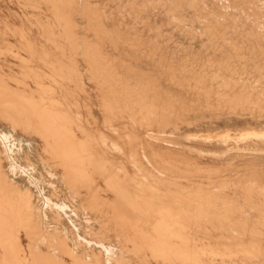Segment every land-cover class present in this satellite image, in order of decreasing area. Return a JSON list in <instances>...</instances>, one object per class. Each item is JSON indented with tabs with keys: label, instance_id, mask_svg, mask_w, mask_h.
Wrapping results in <instances>:
<instances>
[{
	"label": "bare ground",
	"instance_id": "bare-ground-1",
	"mask_svg": "<svg viewBox=\"0 0 264 264\" xmlns=\"http://www.w3.org/2000/svg\"><path fill=\"white\" fill-rule=\"evenodd\" d=\"M16 1L0 117L49 178L0 134V264H264V0Z\"/></svg>",
	"mask_w": 264,
	"mask_h": 264
},
{
	"label": "rangeland",
	"instance_id": "rangeland-1",
	"mask_svg": "<svg viewBox=\"0 0 264 264\" xmlns=\"http://www.w3.org/2000/svg\"><path fill=\"white\" fill-rule=\"evenodd\" d=\"M14 12V13H13ZM15 14V15H14ZM25 14V15H24ZM31 15V14H30ZM29 13L27 11V9L25 10L20 4L18 1L16 0H0V50L5 48L7 45L11 44L13 45L14 43L15 44H18L20 41H21V35L20 34H14L12 33V30L8 29V26L9 27H15V26H24L25 29L29 32L27 33L30 38L32 40H36V42L39 44L40 41L42 40L44 42V39H42L36 28L32 29V31H30V27H31V23L33 21V19H30L29 18ZM16 16V17H15ZM28 17V18H26ZM28 19V20H27ZM31 20V21H30ZM23 21V22H22ZM31 22V23H30ZM24 23V24H23ZM7 24V25H6ZM7 27V28H6ZM3 31V33H2ZM35 31L37 33H35ZM7 34V35H5ZM146 36L149 35V33H145ZM16 36V37H15ZM40 38V39H39ZM11 43H10V42ZM202 41V42H201ZM6 42V43H5ZM204 42H205V39L201 38L200 40H196L194 43H191L189 42L188 44V51H201V52H205V47L203 46L204 45ZM191 45V46H190ZM190 48V49H189ZM192 49V50H191ZM200 49V50H199ZM22 54H24V56H27V53L25 51H22ZM3 54L1 53L0 54V62L5 64V70L7 73H19L21 71V68L20 66L18 65L19 62H18V59L16 57H14L13 55H8L6 54V56H2ZM5 55V54H4ZM13 63V64H12ZM17 64V65H16ZM138 68L141 70V71H147L146 69H150L151 68V64L150 62H147L146 60H142L140 61L138 64ZM10 67V68H9ZM149 71V70H148ZM13 84H16L15 82H13ZM29 84L30 86L33 88V87H36L35 84L33 83V81H29ZM89 84V88H92V84L88 83ZM29 86V87H30ZM71 86V85H70ZM83 97V95H81ZM95 115L99 118V124H97V126L99 125V129L100 131L102 130L103 132H105L107 135L109 136H112L113 138H116L117 139V134L114 132V131H111L109 129H107L106 127H104V125L101 123V119H102V115L100 112L96 111L95 110ZM0 134L2 135L3 133H7L9 135H11V139L10 141H8V144H15V146L17 147H20V146H23L24 147V151H18L17 147L15 148L17 151H16V155L17 157L19 158L20 162H22L23 164H27V158H29L33 163H35L38 167H39V172L36 174L37 177H40L42 179H48L49 177L47 176L46 174V171H45V168L42 167L41 165V161L43 157L46 158V154H44V142L43 140L35 135V134H31V133H27V132H24L23 130L21 129H18L16 130V133L14 132L13 128H12V125L10 122H6L5 119H3L2 117H0ZM3 123V124H2ZM10 123V124H9ZM8 125V126H7ZM4 127V128H3ZM9 127V129H8ZM13 131H12V130ZM22 131V132H21ZM17 134V135H16ZM20 134V135H19ZM18 136V137H17ZM20 136V137H19ZM31 138H30V137ZM15 137V138H14ZM23 137V138H22ZM14 139V140H13ZM29 139V140H28ZM34 139V140H32ZM40 139V140H39ZM19 141V142H18ZM35 144H34V142ZM16 142V143H15ZM37 142V143H36ZM35 147V148H34ZM29 149V150H28ZM37 150V151H36ZM30 151V153H29ZM115 152V151H114ZM36 153V154H35ZM114 155V158L116 159H124L123 158V155L120 154L119 152H115V153H112ZM32 155V156H31ZM40 156V157H39ZM42 156V157H41ZM23 160V161H22ZM25 160H26V163H25ZM36 160V161H35ZM5 166H7L8 169L9 168V164L5 163ZM128 167L131 171H133V167L131 164H128ZM45 171V172H44ZM11 172V171H10ZM42 173V174H41ZM15 175V176H14ZM11 172L10 173V176L12 178H16L15 180L18 182V183H22L21 185L23 187H26V186H30L29 182H27V179L24 178L23 176H20L21 174L18 173L17 175L14 174ZM20 178V179H19ZM23 178V180L21 179ZM24 183V184H23ZM102 183V182H101ZM103 185V184H102ZM61 188L64 189V187L61 185ZM65 189L63 192H61V196H58L60 200H67V197H68V194L67 192L65 193ZM104 194H108L107 192H104ZM67 196V197H66ZM38 199V196L37 198ZM42 199V198H41ZM40 200H37V202L39 203V205L42 207L43 206V203L42 201ZM78 207V203L76 204ZM50 215L52 212H50ZM67 222V220H66ZM65 222V224H67Z\"/></svg>",
	"mask_w": 264,
	"mask_h": 264
}]
</instances>
